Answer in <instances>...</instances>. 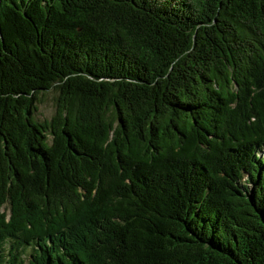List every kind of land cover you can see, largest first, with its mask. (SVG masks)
Here are the masks:
<instances>
[{"label": "trees", "instance_id": "trees-1", "mask_svg": "<svg viewBox=\"0 0 264 264\" xmlns=\"http://www.w3.org/2000/svg\"><path fill=\"white\" fill-rule=\"evenodd\" d=\"M0 264H264V0H0Z\"/></svg>", "mask_w": 264, "mask_h": 264}, {"label": "rangeland", "instance_id": "rangeland-1", "mask_svg": "<svg viewBox=\"0 0 264 264\" xmlns=\"http://www.w3.org/2000/svg\"><path fill=\"white\" fill-rule=\"evenodd\" d=\"M42 103L39 104V111L37 113V120L44 121L45 119L52 118L55 113V98L56 93L54 91H47L46 93L41 95Z\"/></svg>", "mask_w": 264, "mask_h": 264}]
</instances>
